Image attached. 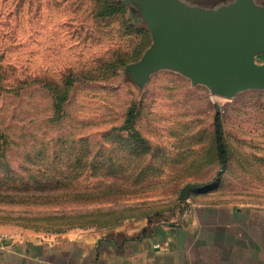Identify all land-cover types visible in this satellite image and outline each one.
<instances>
[{
	"label": "rangeland",
	"instance_id": "374dc122",
	"mask_svg": "<svg viewBox=\"0 0 264 264\" xmlns=\"http://www.w3.org/2000/svg\"><path fill=\"white\" fill-rule=\"evenodd\" d=\"M180 1L224 9L236 0ZM151 43L140 7L126 0H0L8 81L28 83L0 98L8 134L0 142V225L107 230L164 219L192 202L264 204V89L228 98L171 69L139 83L129 65ZM50 90L65 98L61 113ZM218 111L227 168L216 150ZM82 156L92 167L73 170ZM192 183L203 187L180 200Z\"/></svg>",
	"mask_w": 264,
	"mask_h": 264
},
{
	"label": "crops",
	"instance_id": "0c3cea01",
	"mask_svg": "<svg viewBox=\"0 0 264 264\" xmlns=\"http://www.w3.org/2000/svg\"><path fill=\"white\" fill-rule=\"evenodd\" d=\"M0 233L13 239L0 264H264V204L192 202L107 230L0 225Z\"/></svg>",
	"mask_w": 264,
	"mask_h": 264
},
{
	"label": "water",
	"instance_id": "95a60500",
	"mask_svg": "<svg viewBox=\"0 0 264 264\" xmlns=\"http://www.w3.org/2000/svg\"><path fill=\"white\" fill-rule=\"evenodd\" d=\"M138 4L152 35L139 61L129 65L145 84L153 73L171 69L212 93L232 98L246 89H264V5L236 0L224 9H205L180 0H126ZM184 186L180 200L192 189Z\"/></svg>",
	"mask_w": 264,
	"mask_h": 264
},
{
	"label": "trees",
	"instance_id": "16d2710c",
	"mask_svg": "<svg viewBox=\"0 0 264 264\" xmlns=\"http://www.w3.org/2000/svg\"><path fill=\"white\" fill-rule=\"evenodd\" d=\"M102 5L107 6V5H109V3L102 4ZM74 75L77 77H80V75H78V73H74ZM71 78L73 79V81L75 80V78L73 76H71ZM8 80H9V73H8V71L4 65V53H0V98L2 97V95L6 94V93H11V92H14L16 94H21L22 88L26 84H28V83H24L26 81L21 80L18 82V85H13V84L9 83ZM34 80H38V78H35ZM80 80L86 81V80H90V79L82 78ZM29 84H36V85L41 86L44 89V81H32ZM50 92L53 93L55 96V105H54L55 109L59 113H61L64 110L62 103L64 102L63 100L65 98L61 97L57 91H51L50 90ZM7 140H8L7 132L3 128L0 127V142H1V144L7 143ZM215 142H216V150H217V156H218L219 162H220L222 168H227L229 166V160H230L229 159V151H228L227 145L225 143L224 130H223L222 120L220 118L219 111L216 113V116H215ZM86 145L82 149L83 155H85V153H86V149H87ZM71 167H73V170H81V169L86 168V167H88V168L92 167V165L89 161L85 160L82 156ZM72 179H74V178H72ZM67 180H69V179L58 180V184L67 183V182H65ZM115 181H117V180H115ZM115 184H116V186L121 187V185L118 182L115 183L114 181L111 182L109 184V186L115 185ZM25 186H26V188H28L30 185L28 183H25ZM35 186L39 189L40 193H43V190H41V189L44 188V181H37L35 183ZM156 216L157 215H153V216H150L149 218H152V217L154 218Z\"/></svg>",
	"mask_w": 264,
	"mask_h": 264
},
{
	"label": "built area",
	"instance_id": "2783aa9c",
	"mask_svg": "<svg viewBox=\"0 0 264 264\" xmlns=\"http://www.w3.org/2000/svg\"><path fill=\"white\" fill-rule=\"evenodd\" d=\"M10 238L8 235L0 233V251H4L7 248L9 241L13 240Z\"/></svg>",
	"mask_w": 264,
	"mask_h": 264
}]
</instances>
